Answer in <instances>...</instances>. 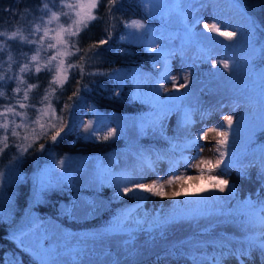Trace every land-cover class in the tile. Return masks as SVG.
I'll return each instance as SVG.
<instances>
[{
	"label": "rangeland",
	"instance_id": "1",
	"mask_svg": "<svg viewBox=\"0 0 264 264\" xmlns=\"http://www.w3.org/2000/svg\"><path fill=\"white\" fill-rule=\"evenodd\" d=\"M205 1L148 0L150 10L156 11L164 5L171 9V13L163 22L164 24L155 25L153 28V31L158 35L153 38L152 36H130V33H153L151 30L143 32V29L127 27L125 39L131 42L146 43L147 46L143 50L151 62L150 68L157 69L152 82L149 80V82L143 81L137 84L136 90L140 96L136 95V97L148 105L146 111H142L143 113L136 111L134 114L128 112H115L110 115L99 113V117L96 116L95 111H91V116L85 113L79 116L80 121L75 124V131L79 135L99 137L83 130V123L91 120L92 127L99 135L106 133L109 128H115L116 134L109 139L120 137L123 139L121 141L123 144L129 143L127 148L119 147L122 145L117 143V139L116 143L119 145L117 151H108L102 155H66L61 157L65 161L63 168L54 167L56 161L48 162L41 158L43 161H34L28 170L26 167L25 169L21 168L20 158L22 155L16 148V144L22 142L25 130L18 128L17 131L21 133V136L17 138L11 135L9 129L8 147L0 153V172L3 173V176L0 177V224L10 230L7 235H9L10 242L11 239H14L12 244L17 250L32 255L34 260L43 254L45 260L50 259V264H91L95 260H102V258L114 261L115 264L123 263L140 254L136 253L138 247L144 249L149 242L152 243L151 246L157 247L163 242H171L183 233L194 231V229L197 230V233L188 237H197L199 240L205 238L210 241L224 238L225 233H240L242 231L240 229L244 225L241 221L245 222L252 216L257 217L260 214L264 205V138L261 139L263 132L261 130L264 127V87L262 86L264 67L260 63H253L257 58L255 54L258 52L253 38L249 34H245L243 28L238 25L236 27L224 25L222 20L217 17V10H214L217 7L206 5ZM227 1L214 0L211 6L224 2L228 4ZM198 6L201 9L195 8ZM64 11H68V9L65 8ZM220 15L235 17L236 13L225 12ZM57 23L70 24L71 21L62 16L59 21H52L47 26L55 28ZM205 23H216L222 31H235L238 35L229 40L218 32L204 28ZM150 41H154V43H150ZM157 45H160L156 51L158 55L148 50L149 47ZM174 45H181L184 52L178 53L175 50L178 47ZM44 47L46 48L47 45L45 44ZM66 50L60 49L61 52ZM53 52L52 49L47 52L41 51L40 64L44 66L45 58L52 55ZM154 57H157L158 61H153ZM61 58L65 60V56ZM223 61L229 63V68L223 67ZM165 64H167L169 76L178 78L177 86L184 83L183 77H188L187 85L180 88L179 92L173 90L170 79H162ZM34 66L36 67L35 62ZM134 70L135 68L119 70L120 79L125 75L131 77V74L136 72ZM50 75L53 77L54 71H50ZM161 83L170 91L159 90L157 92ZM25 88L27 85L21 87V89ZM41 88V93L35 96V101L24 102L26 107L23 109L16 107V110L23 115L15 117V122L16 124H20L22 121L27 122L29 133L33 127L31 122L37 121L34 126L38 131L39 124L47 123L49 117L54 118L61 115L60 113L56 115L54 110L49 107V100L44 99L46 95L48 98L50 97L49 91L46 92L43 86ZM234 99H238L239 103L227 107H217L221 100ZM7 105L9 104L1 102L0 110ZM29 105L34 107H28ZM200 105L203 107L210 105L209 107L213 111L209 116L199 115L198 121H195L198 124H195L192 120L193 113H196L195 110ZM40 109H47V111L42 114ZM74 112H78L77 109L71 110L70 114L67 111L64 112V118L68 123H71V116ZM186 114H190L192 121L187 125V128L185 127ZM226 116L233 117L231 127L225 120ZM144 118H147V123L143 121ZM8 119L11 121L13 117L9 115ZM147 125H149L148 132L150 134H169L179 137L178 140L186 141L188 147L184 146L182 150L185 152V158L172 154V152L155 155V159L146 156L145 149L134 145L132 141L147 132L145 128ZM210 128H218L228 133V143L222 148L227 154L223 157L220 167L212 173V175L222 176L229 181L223 192L212 189L206 180L193 179L184 181L185 188L188 189L187 194L181 193L177 197L154 196L144 193L143 195L147 198L136 201V197L132 195L117 194L119 188L114 180L129 176L131 171L129 165L137 171L133 178L136 182L151 183L158 176L164 179H167L169 175L197 176L198 169L186 167V162L190 161L195 164L201 159H211L214 163L219 158V154L215 152L216 141L219 137L215 132H209L207 141L198 140L197 145L203 148L202 152H198L197 147L189 146V141L194 138L197 132ZM3 135L5 133L0 130V137ZM2 146L0 144V147ZM36 151L37 155L39 152L43 153L37 148ZM45 152L44 157H49L50 152L48 150ZM24 176L29 183L26 190L28 193L25 198L26 206L14 213L16 208L14 188L16 181ZM140 177L144 179L141 180ZM62 179L90 187H97L100 182L108 184L109 181H113L112 184L115 188L108 202H104L101 198L86 197L81 193L76 194L77 199H72L68 205L61 204L59 206L58 211L62 215L68 218L94 217L99 213V209H104L110 204V207L121 210L118 214L120 219L122 217L125 220V223H119L120 221L116 219L118 214L112 212L109 219L106 220L107 223L111 222L113 226L117 225V227L112 225L107 227V224L100 223L96 227L72 230L68 229L70 225L64 226L62 223L48 218L37 228L34 226L22 235L11 233V229L17 224L26 222L27 217L32 215L31 212L29 214V211L33 202L44 200L47 186L51 183L57 184ZM201 186L207 190L200 192ZM122 187H124L123 183L120 184V188ZM179 187V182L171 186L166 185L165 191L171 193L173 190H178ZM131 218L141 220L139 223L141 225L129 224ZM96 219L97 222L100 220ZM122 225L132 226L139 231L136 235L133 231L135 239L129 237L128 240H132L129 241L130 243H122L121 238L125 233L118 229ZM259 233L264 237V226L259 229ZM147 236L151 237L147 239ZM21 240H23L24 248L27 251L21 249ZM5 250L4 248L1 251V256L5 259L4 264H13L14 261L21 260L20 255L16 252L10 253L9 250ZM94 254L96 255L94 256Z\"/></svg>",
	"mask_w": 264,
	"mask_h": 264
},
{
	"label": "trees",
	"instance_id": "2",
	"mask_svg": "<svg viewBox=\"0 0 264 264\" xmlns=\"http://www.w3.org/2000/svg\"><path fill=\"white\" fill-rule=\"evenodd\" d=\"M70 1L72 0H65L66 3ZM213 2L214 0H206L204 3L210 5V7H217L214 9L217 10L218 16H216L219 20H222L224 25L228 24L232 27L238 25L243 28L242 30L245 34L247 33L253 38V43L258 48V52L255 54L257 58H253V63H260L264 67V0H228V4L224 2L221 4L218 3L219 5L214 4L211 6ZM45 3L48 4V9L43 7ZM61 8L60 0H0V32H7L10 34L12 31L20 30L28 39H36L42 32L38 33L37 36L30 35L33 25L38 23L40 18L47 20L50 14L49 9L59 13ZM195 8L198 10L201 9L199 6ZM107 9V0H99L98 7L94 9L93 12L96 16L100 17V19L89 22L88 26L83 28L77 36L69 39V49L66 51H71L74 54L65 56V65H83V75H81L80 68H70L67 70L68 78L63 85L54 83L50 71L43 65H41V71L37 73L35 71L34 62L29 64V71L20 73V67L29 63L30 57L34 54L38 45L26 43L18 38L14 40L8 39L7 37L3 38L2 42L6 44V47L3 51H0V73H3L6 77L16 76L19 78L22 76L23 82L19 84L20 88L23 85H35L36 87L29 89L28 99L23 100L24 89H21L19 93L14 92V89L18 86L17 79L0 82V92L5 94L4 96H0V103L13 104L17 108H20L19 105L16 104L17 99L21 100L22 103H31L32 100L35 99V96L41 93V86H43L49 91L50 97L48 98V105L57 115L58 113L61 114V110L64 109L62 108L63 105L69 102L68 97L71 96L74 91L79 92V95L74 97L72 101L74 104L72 110L77 109L78 112H74L71 116L72 121L71 123L69 122L71 127L55 142L51 141L50 138H41L36 141V143L29 148V151L21 156L20 165L22 169L26 167L29 170L34 161L42 160L43 158L44 161L55 162L58 161V158L66 155H102L108 151H117L116 149L119 145H122L119 147L127 148V144L129 143L123 144V142H121L123 139L120 137L102 140L99 137L79 135L75 131V124L80 121L79 116L82 114L85 113L91 116V111H95L97 117H99V113H107L110 115L111 113L115 114V112H128L134 114L136 111L139 113L146 111L148 105L144 104L136 97V95L140 96L136 90L137 84L143 81L149 82V80H153L155 78V73H157V69L154 70L150 68L151 62L147 59V53L143 50L147 46L146 43L131 42L126 39H121V36L126 37V22L136 19L141 20L147 25L146 30H151L153 33L149 34L143 29L142 31L145 33L142 37H156L155 35L158 34L153 31V28L155 25L158 26L166 21L165 19L171 13V9L164 5L156 9V11L150 10L148 0H117V3L112 6V19H109ZM214 10L212 9V11ZM225 12H233L234 14L236 13V15L235 17H227L223 15ZM108 25H112L110 28L112 33L110 38L107 37L105 32ZM105 38H108V43L106 45H102L95 51L88 50L91 44ZM73 42H75L76 47L80 49L79 52H75V49L71 48ZM177 47L178 49L176 48L175 50L178 51V53L184 52L181 45ZM152 53L158 55V52ZM10 56L11 59L9 58ZM81 57H85V59L82 60ZM152 60L158 61L157 57H154ZM124 68H135L134 71H136V74H131V77L125 75L120 79L118 71ZM262 78V86L264 87V75ZM236 103H239L238 99L229 101L221 100L217 107H227ZM207 106L208 107L205 105L204 107L201 105L198 106L195 110L196 113H193L194 117H192L194 123L198 121L197 117H199V115L209 116L210 112L213 111L211 107H209L210 105ZM143 121L147 123V118H144ZM145 128L147 132H144L142 134L143 136H138L132 143L145 149L146 156L155 159V155L172 152V154L185 158V152L182 150L184 146L185 148L188 147L186 146V144H188L186 141L182 139L178 140L179 137L169 134H150V132H148L149 125ZM261 132L262 137L261 135L259 136L262 139L264 138V127ZM117 139L119 145L116 143ZM255 140L257 139L255 138ZM40 143H45V148H47L45 150L50 152L49 157H44L46 153L45 150H42V154L39 152L37 155L36 148L38 150ZM115 145L116 148H114ZM129 167L131 168L129 176L134 178L137 171L131 165H129ZM25 176L21 177L19 181H16L14 188L16 193L14 204L16 208L14 209V213L26 206L25 198L28 194L26 190L27 187H29V183ZM120 179L122 178H116L114 182H118ZM114 182L109 181L108 184H101L100 182L97 187H90L89 185L84 186L78 182L72 183V181L68 179H62L57 184L51 183L46 188L43 197L44 200L42 202H39V200L33 202L34 204L29 211V214L31 212L32 215L27 217L26 222L17 224V226L11 229V233L22 235L34 226L37 228L38 225L48 220V218L57 223H62L64 226L70 225L68 229L72 230L90 226L96 227L100 225V223L107 224V227H111L112 223H107L106 219H109L110 213L113 212L118 214L121 210L110 207V204L104 209H99V213L96 216H89V218H68L62 215L58 210L61 204L68 205L72 202V199H77L76 194L78 193L84 194L86 197L101 198L104 202H108L109 197H112V193L115 191L114 184H112ZM135 199L136 201L140 200L137 198ZM155 212L156 210L154 213ZM259 213L257 217L252 216V218L245 220V222L241 221L244 225L242 229H240L242 230L240 233H225L224 238H217L210 241L205 238L199 240L197 237H188L191 234L197 233V230L194 229V231L183 233V235L179 236L177 239H173L171 242H163V244L157 247L155 245L151 246L152 243L149 242L144 249L141 247V249L139 247L136 248V253H140L137 257L133 256V258L127 262L124 261L123 263L116 264H264V246H262L264 237L259 233V229L264 226L261 223V217L264 216V205ZM96 218L100 220L97 222ZM116 219L120 221L119 223H125L122 217L120 219L119 214ZM140 221L141 220L138 221L131 218V221L128 223H133L137 226L141 225L139 224ZM113 227H117V225ZM118 229L123 230L124 232H121L125 233L121 238L123 244L130 243L132 240H128L129 237H134L135 239L134 234L136 235L139 233V231L129 225H122ZM7 232H10V230H7L0 224V264H4L3 261H5L1 256V251L4 248L6 249L5 251L9 250L10 253L14 251L20 255L19 258L23 261V264H41L42 260L50 264V259L45 260L46 258H44L43 254L40 252L42 256L34 260L35 258H32V255H27L21 252V250H17L12 244L14 239H11L10 242ZM150 237L151 236H147V239ZM95 255L96 254H94V256ZM108 260L109 259L102 258V260H95L91 264H115L114 261L111 262Z\"/></svg>",
	"mask_w": 264,
	"mask_h": 264
},
{
	"label": "snow or ice",
	"instance_id": "3",
	"mask_svg": "<svg viewBox=\"0 0 264 264\" xmlns=\"http://www.w3.org/2000/svg\"><path fill=\"white\" fill-rule=\"evenodd\" d=\"M99 0H72L71 3H66L65 0H60V4L62 6L61 11L57 13L56 11H51L49 9V15L48 19L44 20L43 18H40V21L33 25L30 35L37 36L38 33H41V35H38L36 39H28L25 37L20 30L12 31L10 34L7 32H0V51H3L6 47V44L2 42L4 37H7L8 39H19L22 41H25L29 44H36L38 45L36 49V54L32 55L30 57L29 63H26L22 65L19 69L20 73H25L30 70L29 64L32 62H35L36 67L35 71L39 73L41 71V64H40V52L45 51L47 52L49 49L54 50L52 55H49L45 58L44 67H46L49 71H54L53 76V82L63 85L65 81L67 80V70L70 68L78 67L81 69V75H83V65L81 64H68L65 65V60L61 57L67 56L70 54H74L71 51H64L61 52L60 49H69V39L71 37L77 36L80 31L83 28H86L91 21H95L100 19V17L96 16L93 12L94 9L98 7ZM108 3V17L109 19H112L111 11L112 6L117 3V0H107ZM45 9H48L49 6L47 3L43 5ZM68 9V11H64L63 9ZM61 16H64L67 18V20H70V24H60L57 23V26L55 28H49L47 25L51 24L52 21H59V18ZM126 27L132 28V29H147V25H145L141 20L133 19L130 22H126ZM112 25H108L106 27L105 32L108 38L111 37V31L110 28ZM204 28L209 29L212 32H218L221 36L227 37L229 40H232L237 37L238 33L235 31H222L220 26L216 23H205ZM51 34V35H50ZM130 36H143V33H130ZM47 38V39H46ZM108 38L100 39L93 44L89 46V51H95L99 49L102 45H106L108 43ZM121 39H125V37L121 36ZM150 43H154V41H150ZM47 45L45 48L44 45ZM160 45H157L156 47H149L148 50L151 52H156L157 48H159ZM71 48L75 49V52H79L80 49L76 47L75 42L71 44ZM11 59V56L9 57ZM81 59H85V57H81ZM223 67L225 69L229 68V63L227 61H223ZM215 66V65H214ZM17 79L18 86L14 89L15 93H19L21 91V88L19 87V84L23 82V77L20 76L17 78L16 76H5L3 73H0V82H3L5 80H12ZM162 79L168 80L170 79L173 84V90L176 92H179L180 88H183L188 83V77H183L184 83L177 86V77L176 76H169L168 70H167V64H165V71L162 73ZM36 87L35 85H27V88L24 89V96L23 100L28 99V90L31 88ZM159 90H163L165 92H169L170 90L168 88H165L164 84H160L159 88L157 89V92ZM54 91V89H53ZM47 92V90H46ZM5 94L3 92H0V96H4ZM79 95L78 91H74L71 96L68 97L67 103L64 104V109L61 110V115L59 117H49L47 120V123L39 124V130L37 131L36 127L34 126L37 121L31 122L33 127L31 128V132L29 133V124L27 122L22 121L20 124H16L15 117L23 115V113H20L16 110V106L13 104H9L7 106H4L2 110H0V130H3L5 135L3 137H0V144L3 146L0 147V153L4 151L5 148L8 147V132L9 129L11 131V135L13 137L20 138L21 133L17 131L18 128H23L25 130V134L22 137V142L16 144V148L18 149L19 154L23 155L24 153L29 151V148L32 147L36 141H38L41 138H50L51 141L55 142L59 137L62 136L63 133H65L71 125L68 123V121L64 118V112L67 111L69 114L71 113L72 108L74 107V104L72 103L73 98L77 97ZM45 100L48 99L47 95L44 98ZM179 99V97H177ZM43 103V101H41ZM16 104L19 105L21 109L25 108L26 105L21 102V100L17 99ZM28 107H34L32 105H29ZM50 107V106H49ZM42 114L47 111V109H40L39 110ZM11 115L13 119L9 121L8 117ZM225 120L227 121L229 127H231L233 123V117L232 116H226ZM191 116L190 114H186V120H185V127L187 128V125L190 124ZM93 122L89 120L87 123H83V130L85 132H91L94 135H98L100 139L102 140H108L110 137L114 136L116 134L115 128H109L106 133L103 135H99V133L92 127ZM209 132H215L216 135L219 137V139L216 141V147L215 152L219 154V158L213 161L211 159H201L198 163H191L186 162V167L189 168H196L198 169L199 174L195 177L188 176L186 174L181 175H169L167 179H164L163 177H157L156 179H153L151 183H144V182H136L131 176H126L117 182V187L119 188L118 195H132L136 197L137 199L143 200L146 199L143 194L144 193H150L154 196H166L171 195L172 197H177L181 195V193L187 194L188 189L185 188L184 181H191L193 179L195 180H206L208 182V185L215 190H219L223 192L225 188L228 186L229 181L224 179L222 176L219 175H212L213 171L220 167V165L223 162V157L227 154L225 151L222 150L224 146L228 143V133L226 131L220 130L218 128H210L206 130H201L197 132L192 140L189 141V146L197 147L198 152H202L203 148L197 145L198 140H205L207 141L208 133ZM15 143V141H13ZM45 149V143H40L38 146V150L42 151ZM64 159L61 158L58 161H56L54 167L57 168H63L64 166ZM3 176V173L0 172V177ZM141 180H143V177H140ZM179 182L180 187L178 190H173L171 193H168L165 191V186H171L175 183ZM123 183L124 187L120 188V184ZM207 188L201 186L199 188L200 192L206 191ZM196 194V193H193ZM261 223L264 225V216L261 217ZM262 246H264V242H262ZM20 247L23 251H27V249L24 248V242L23 240L20 241ZM13 264H23L22 260H16L13 262ZM41 264H47L45 261H41Z\"/></svg>",
	"mask_w": 264,
	"mask_h": 264
}]
</instances>
